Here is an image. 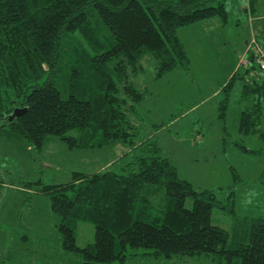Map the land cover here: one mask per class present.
Listing matches in <instances>:
<instances>
[{
    "label": "trees",
    "instance_id": "obj_1",
    "mask_svg": "<svg viewBox=\"0 0 264 264\" xmlns=\"http://www.w3.org/2000/svg\"><path fill=\"white\" fill-rule=\"evenodd\" d=\"M247 1L253 14L262 0ZM216 18L227 24L226 0H0V135L22 139L38 153L52 136L72 150L121 144L135 154L128 174L34 182L61 220L64 250L79 253L83 264L125 263L137 255L264 264V219L245 220L241 240L230 241L227 230L212 224L214 193L180 179L158 142L138 147L133 118L151 95L134 82L142 60L154 59L157 78L187 68L178 30ZM252 71L228 80L219 105L225 121L240 80L241 99L253 102L240 114L239 130L247 136L264 123V87ZM15 110L22 112L9 121ZM260 183L264 187V175ZM157 191L163 195L153 199ZM78 222L95 229L94 242L84 248L76 244Z\"/></svg>",
    "mask_w": 264,
    "mask_h": 264
},
{
    "label": "rangeland",
    "instance_id": "obj_2",
    "mask_svg": "<svg viewBox=\"0 0 264 264\" xmlns=\"http://www.w3.org/2000/svg\"><path fill=\"white\" fill-rule=\"evenodd\" d=\"M262 2L251 14L247 0H226L224 26L214 19L179 31L190 60L187 68L157 78L155 61L148 55L142 60L143 73L134 79L151 93L133 118L139 130L138 147L146 141L158 142L162 156L173 163L180 179L198 191L214 193L218 207L213 209L212 224L227 230L232 242L242 238L245 220L264 219L260 183L264 123L255 135L240 132V114L253 103L251 98L240 99V80L230 93L225 121L219 117V105L227 81L234 74L246 76L250 68L245 64L249 44L254 39L264 43ZM134 157L132 149L121 144L72 150L52 136L38 153L22 139L0 135V264H83L79 253L64 250L61 220L53 213L50 199L34 191V182L58 185L72 181L74 174H128ZM159 194L163 192L153 199ZM160 202L155 201L156 205ZM186 207L192 208L191 200ZM75 227L79 248L94 242L91 223L78 222ZM115 264L218 263L204 255L170 260L137 255Z\"/></svg>",
    "mask_w": 264,
    "mask_h": 264
},
{
    "label": "built area",
    "instance_id": "obj_3",
    "mask_svg": "<svg viewBox=\"0 0 264 264\" xmlns=\"http://www.w3.org/2000/svg\"><path fill=\"white\" fill-rule=\"evenodd\" d=\"M247 60H245L246 66L254 68L255 74L251 73V77L259 81L264 87V43L258 40H252L247 50ZM257 75V76H255Z\"/></svg>",
    "mask_w": 264,
    "mask_h": 264
},
{
    "label": "crops",
    "instance_id": "obj_4",
    "mask_svg": "<svg viewBox=\"0 0 264 264\" xmlns=\"http://www.w3.org/2000/svg\"><path fill=\"white\" fill-rule=\"evenodd\" d=\"M263 1V0H262ZM260 2V3H263V2ZM261 5H263V4H261ZM217 19V18H216ZM214 19H210V20H205V21H202V22H199V23H204V22H208V21H213ZM199 23H195V24H193V25H190V26H187V27H182V28H180L179 30H178V36H179V38H180V35H179V31L180 30H184V29H189V27H193V26H197V24H199ZM223 26H224V24H222ZM180 40H181V38H180ZM259 41V40H258ZM182 42V41H181ZM264 42V41H263ZM248 42H247V46H248ZM247 50V49H246ZM245 53H246V51H245ZM228 82V81H227ZM242 92H243V88L240 90V99H241V97H242ZM224 133V132H223ZM223 138V137H222ZM223 140H224V138H223Z\"/></svg>",
    "mask_w": 264,
    "mask_h": 264
},
{
    "label": "water",
    "instance_id": "obj_5",
    "mask_svg": "<svg viewBox=\"0 0 264 264\" xmlns=\"http://www.w3.org/2000/svg\"><path fill=\"white\" fill-rule=\"evenodd\" d=\"M22 110H15L14 113L9 117V121H12L16 116H18Z\"/></svg>",
    "mask_w": 264,
    "mask_h": 264
}]
</instances>
